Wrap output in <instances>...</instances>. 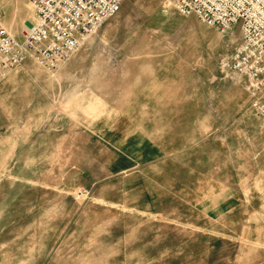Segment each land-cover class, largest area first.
<instances>
[{
	"label": "rangeland",
	"instance_id": "374dc122",
	"mask_svg": "<svg viewBox=\"0 0 264 264\" xmlns=\"http://www.w3.org/2000/svg\"><path fill=\"white\" fill-rule=\"evenodd\" d=\"M240 40L127 0L61 71L0 80V264H264V119L221 70Z\"/></svg>",
	"mask_w": 264,
	"mask_h": 264
},
{
	"label": "built area",
	"instance_id": "2783aa9c",
	"mask_svg": "<svg viewBox=\"0 0 264 264\" xmlns=\"http://www.w3.org/2000/svg\"><path fill=\"white\" fill-rule=\"evenodd\" d=\"M35 21L21 40L12 35L0 16V80L29 58L56 72L115 17L127 0H24ZM184 17L196 16L209 27L241 40L221 61V70L244 79L250 107L264 119V0H173Z\"/></svg>",
	"mask_w": 264,
	"mask_h": 264
},
{
	"label": "crops",
	"instance_id": "0c3cea01",
	"mask_svg": "<svg viewBox=\"0 0 264 264\" xmlns=\"http://www.w3.org/2000/svg\"><path fill=\"white\" fill-rule=\"evenodd\" d=\"M64 67L62 66L59 70H57L56 72H59L63 69ZM42 122V121H41ZM27 138H30V137H34L33 133H34V130H27ZM36 133V132H35ZM37 134V133H36Z\"/></svg>",
	"mask_w": 264,
	"mask_h": 264
}]
</instances>
